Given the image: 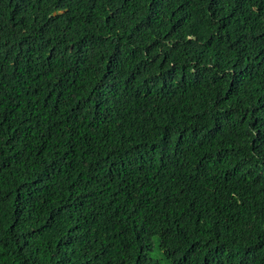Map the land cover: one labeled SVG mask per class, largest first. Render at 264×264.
Listing matches in <instances>:
<instances>
[{"label":"trees","instance_id":"1","mask_svg":"<svg viewBox=\"0 0 264 264\" xmlns=\"http://www.w3.org/2000/svg\"><path fill=\"white\" fill-rule=\"evenodd\" d=\"M0 264H264V0H0Z\"/></svg>","mask_w":264,"mask_h":264},{"label":"rangeland","instance_id":"2","mask_svg":"<svg viewBox=\"0 0 264 264\" xmlns=\"http://www.w3.org/2000/svg\"><path fill=\"white\" fill-rule=\"evenodd\" d=\"M156 242L155 240L152 241V245H151V248H150V251L148 253V256L152 259H155L157 261H159L160 263H163L162 261V257H161V254L160 252L158 251L157 247H156Z\"/></svg>","mask_w":264,"mask_h":264},{"label":"clouds","instance_id":"3","mask_svg":"<svg viewBox=\"0 0 264 264\" xmlns=\"http://www.w3.org/2000/svg\"><path fill=\"white\" fill-rule=\"evenodd\" d=\"M76 12V10H74L73 12H72V14H74ZM84 46V44L82 43V47ZM59 51L61 52V54H62V51L59 49ZM76 51V49H71V46L69 47V48H67V50H66V55H67V58L69 57V56H71V55H73L74 54V52Z\"/></svg>","mask_w":264,"mask_h":264}]
</instances>
